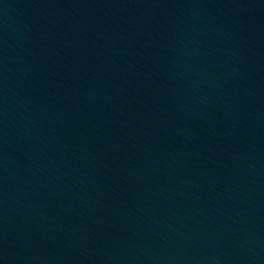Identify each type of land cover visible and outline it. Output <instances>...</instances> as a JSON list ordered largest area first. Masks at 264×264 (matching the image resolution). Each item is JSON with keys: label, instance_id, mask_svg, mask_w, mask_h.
Wrapping results in <instances>:
<instances>
[{"label": "water", "instance_id": "1", "mask_svg": "<svg viewBox=\"0 0 264 264\" xmlns=\"http://www.w3.org/2000/svg\"><path fill=\"white\" fill-rule=\"evenodd\" d=\"M0 264H264V0H0Z\"/></svg>", "mask_w": 264, "mask_h": 264}]
</instances>
